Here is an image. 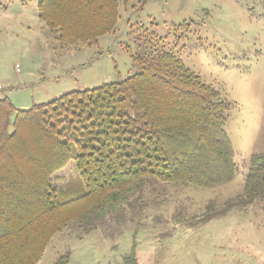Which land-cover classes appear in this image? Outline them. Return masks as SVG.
<instances>
[{"label": "trees", "instance_id": "16d2710c", "mask_svg": "<svg viewBox=\"0 0 264 264\" xmlns=\"http://www.w3.org/2000/svg\"><path fill=\"white\" fill-rule=\"evenodd\" d=\"M129 0H40L37 18L66 47L112 34ZM139 72L118 82L16 109L0 99V264H38L52 238L78 237L125 210L140 217L150 183L212 188L236 174L225 131L231 105L171 53L135 55ZM70 162L83 190L57 199L55 175ZM66 190L64 192H68ZM264 197V154L249 158L242 194L198 223ZM68 255L54 264H67ZM125 264H135L131 255Z\"/></svg>", "mask_w": 264, "mask_h": 264}, {"label": "rangeland", "instance_id": "374dc122", "mask_svg": "<svg viewBox=\"0 0 264 264\" xmlns=\"http://www.w3.org/2000/svg\"><path fill=\"white\" fill-rule=\"evenodd\" d=\"M40 0H0V99L16 109L118 82L139 72L135 55L171 53L231 107L225 131L236 174L224 185L150 183L146 204L125 223L78 237L54 236L38 264H264V197L198 223L242 194L249 158L264 154V0H129L114 33L92 46L66 47L37 18ZM57 199L83 190L70 162L53 179ZM69 190L68 192H64Z\"/></svg>", "mask_w": 264, "mask_h": 264}]
</instances>
